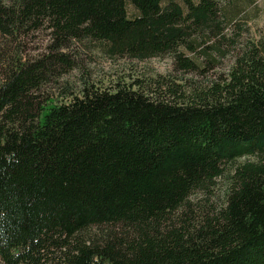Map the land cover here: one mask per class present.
Segmentation results:
<instances>
[{"label":"trees","instance_id":"16d2710c","mask_svg":"<svg viewBox=\"0 0 264 264\" xmlns=\"http://www.w3.org/2000/svg\"><path fill=\"white\" fill-rule=\"evenodd\" d=\"M257 8L0 0V262L264 264ZM98 51L170 68L93 82Z\"/></svg>","mask_w":264,"mask_h":264},{"label":"rangeland","instance_id":"374dc122","mask_svg":"<svg viewBox=\"0 0 264 264\" xmlns=\"http://www.w3.org/2000/svg\"><path fill=\"white\" fill-rule=\"evenodd\" d=\"M258 9V26L259 28L264 27V0H255ZM42 41L45 40L43 37H39L37 42L29 45L31 47V53L33 49L41 45ZM83 51H87L86 48H81ZM83 59L90 69V79L93 82L103 81V84L111 83L120 77L128 78L129 76H139L143 73L154 74V73H165L170 68V62L166 57L150 58L145 61H136L129 59H108L101 53L92 54L86 52ZM82 71L75 69L71 70L63 79L60 81L59 86L68 85L69 87L77 88L80 79L83 77ZM55 90V87L52 88ZM59 90V87L57 88ZM51 91V89H49ZM0 264H2L0 262Z\"/></svg>","mask_w":264,"mask_h":264}]
</instances>
